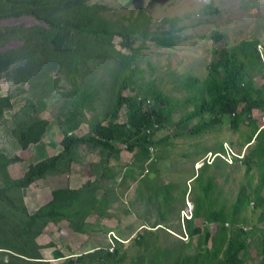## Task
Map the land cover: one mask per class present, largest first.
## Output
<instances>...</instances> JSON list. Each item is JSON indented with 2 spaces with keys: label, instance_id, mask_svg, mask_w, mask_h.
<instances>
[{
  "label": "rangeland",
  "instance_id": "1",
  "mask_svg": "<svg viewBox=\"0 0 264 264\" xmlns=\"http://www.w3.org/2000/svg\"><path fill=\"white\" fill-rule=\"evenodd\" d=\"M89 3L103 5L101 15L114 24L126 23L143 11L151 16L150 33H167L163 20L176 18L172 31L176 44L162 46L137 37L130 49L115 35L111 44L98 39L85 49V36L77 34L65 50L57 51L46 22L31 15L0 19V29L18 28L17 35L29 33L33 42L28 58L0 73V95L11 97L13 103L0 118V154L10 159L8 170L14 178L41 160L64 155L56 171L15 193L22 211L28 216L36 213L65 184L82 195L70 216L48 223L34 242L23 241L31 254L0 246V264H101L110 254L116 257L115 264H185L187 257H193L191 264H213L208 256L220 242L218 224L194 217L202 173L212 178L215 207L231 212L239 204L235 224L225 222L228 242L233 240L235 248L246 245L240 254L244 264H260L264 205L254 199L264 198V187L259 186L264 134L253 135L249 118L237 130L228 115L211 123L213 114L199 108L210 99L203 81L216 49L258 39L264 54V0ZM21 43L16 46L19 52ZM247 77L256 87L264 86L261 66L250 69ZM119 93L141 103L145 98L154 103L153 96L162 98L156 104L166 120L153 132L152 143L129 149L126 143L115 142L118 151H111L79 142L65 152L66 133L75 138L89 135L95 124L107 125L111 119L128 126V108L117 104ZM34 116L47 119L49 129L42 141L25 149L16 130ZM252 116L258 130L264 131V111L255 109ZM228 145L234 153H222L227 159L215 155ZM234 154L241 158L247 154L251 161L241 162L244 158ZM184 212L192 217L186 218ZM140 234L144 239L138 240ZM8 235L13 238L9 243L20 242L11 231Z\"/></svg>",
  "mask_w": 264,
  "mask_h": 264
},
{
  "label": "trees",
  "instance_id": "2",
  "mask_svg": "<svg viewBox=\"0 0 264 264\" xmlns=\"http://www.w3.org/2000/svg\"><path fill=\"white\" fill-rule=\"evenodd\" d=\"M90 0H0V19L9 17H20L31 15L37 20H41L52 29L51 42L57 51L67 48L66 44L72 35H84L87 40L84 48H90L94 42L103 40L110 43L115 35L120 37L121 44L126 48H133L137 37L150 38L153 42L173 47L176 40L172 31L176 29L178 19L165 18L164 26L168 25L169 31L164 34L150 33L149 24L151 16L143 11L127 20L126 23L114 24L101 15L103 5L90 4ZM18 28L0 29V73L5 71L13 63L28 58L32 53V43L29 33L17 35ZM22 32H25L21 30ZM26 35V36H25ZM25 36V37H24ZM19 40V41H18ZM89 40V41H88ZM19 42H22L20 52L17 50ZM102 42V41H101ZM6 45L11 47L6 48ZM259 40H242L239 44L231 48L216 49L209 66L208 77L203 81L204 91L210 97L204 100L199 108V112L208 111L213 114L211 123H216L226 115L230 116V124L233 129H239L241 123L246 122V118L254 123L253 135L256 138L264 134L263 129L258 130L256 118L252 112L255 109L264 110V86L256 87L254 82L249 80L247 74L254 66H261L264 69V59L259 49ZM82 46V45H81ZM34 53V51H33ZM154 103L148 98L141 99L143 103L133 96H125L119 93L117 99L118 106L128 108V129L127 124L115 122L113 119L107 125L98 123L94 125L93 132L89 135L73 137L65 134L62 141L65 152L72 150L73 145L79 142L91 143L107 148L111 151H118L115 142L126 143L129 149L139 144H150L153 132L165 122L166 117L162 115L157 107V102L161 97L153 96ZM12 99L7 95H0V118L12 107ZM219 123V122H218ZM50 122L40 116H34L24 120L16 130V137L22 148H28L34 143L43 140L49 129ZM134 136L138 143L133 142ZM221 152H226L225 147ZM63 153L52 156L49 159L41 160L29 167L20 178H14L8 170L10 159L5 153L0 154V246L10 247L18 252L24 251L31 254L24 247L23 241H35L36 237L48 223L62 220L70 216L74 205L81 200V192L68 185H62L55 189L53 198L39 210L32 214H24L22 211L20 198L15 194L30 186L36 179L44 178L57 170L63 158ZM251 161L247 156L242 160ZM201 194L197 195L194 205V217L202 218L208 224L217 223L218 231L215 243V250L212 256H208L213 264H244V259L240 257L246 245L242 242L235 248L234 241L228 242V229L225 226L227 219L235 224L237 209L227 212L223 207H215L218 199H213L212 178L201 174ZM260 188L264 187V175L261 178ZM212 197V198H211ZM247 203L248 200L244 199ZM246 200V201H245ZM259 205H264V198L257 195L255 199ZM17 208V209H16ZM264 212V210H263ZM191 220V219H189ZM192 222V221H190ZM196 230V227L194 228ZM17 235L19 243H9L8 233ZM143 238L140 234L138 240ZM13 239V238H12ZM144 239V238H143ZM226 243V244H225ZM26 248V247H25ZM159 255V253H158ZM113 254L101 264H115ZM193 257H187L185 264H191ZM209 264H211L209 262ZM260 264H264V240L262 242V257Z\"/></svg>",
  "mask_w": 264,
  "mask_h": 264
},
{
  "label": "built area",
  "instance_id": "3",
  "mask_svg": "<svg viewBox=\"0 0 264 264\" xmlns=\"http://www.w3.org/2000/svg\"><path fill=\"white\" fill-rule=\"evenodd\" d=\"M260 49V48H259ZM261 51V50H260ZM262 52V51H261ZM262 55H263V59H264V54L262 53ZM225 148H226V152H225V154H230L231 152L232 153H234L233 151H232V149H231V146L230 145H228V146H225ZM215 155H221V156H223L225 159H227L226 158V156H224V154H222V153H217V154H215ZM236 157H239V158H241L239 155H236V154H234ZM208 156H206L205 158H207ZM212 158H213V156H212ZM243 158V157H242ZM209 159V158H208ZM213 161V160H212Z\"/></svg>",
  "mask_w": 264,
  "mask_h": 264
},
{
  "label": "clouds",
  "instance_id": "4",
  "mask_svg": "<svg viewBox=\"0 0 264 264\" xmlns=\"http://www.w3.org/2000/svg\"><path fill=\"white\" fill-rule=\"evenodd\" d=\"M263 111H264V110H263ZM260 130H261V129H260ZM255 137H256V136H255ZM225 149H226V148H225ZM217 153H225V152H217ZM217 153H215V154H217ZM238 158H239V157H238ZM243 158H244V157H243ZM241 159H242V158H241ZM240 161L243 162L242 160H240ZM191 208H193L192 205H191ZM184 215H185L186 218H191V217H192V216H189L188 213H186V212H184Z\"/></svg>",
  "mask_w": 264,
  "mask_h": 264
}]
</instances>
